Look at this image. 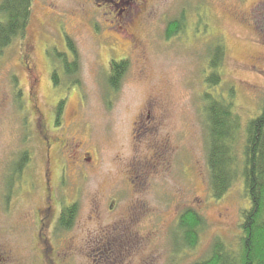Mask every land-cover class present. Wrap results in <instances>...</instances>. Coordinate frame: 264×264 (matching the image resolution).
I'll list each match as a JSON object with an SVG mask.
<instances>
[{"label": "rangeland", "instance_id": "1", "mask_svg": "<svg viewBox=\"0 0 264 264\" xmlns=\"http://www.w3.org/2000/svg\"><path fill=\"white\" fill-rule=\"evenodd\" d=\"M217 40L218 90L233 89L245 125L264 106V0H33L25 35L0 58V264H42L40 219L72 203L71 229L52 241L45 225L55 264H191L217 237L236 247L250 200L241 179L216 199L207 160L203 94ZM52 46L76 59L75 74ZM124 59L112 87L113 61ZM45 137L60 140L48 148ZM27 149L10 193L9 169ZM188 207L207 226L176 254L173 230Z\"/></svg>", "mask_w": 264, "mask_h": 264}, {"label": "trees", "instance_id": "2", "mask_svg": "<svg viewBox=\"0 0 264 264\" xmlns=\"http://www.w3.org/2000/svg\"><path fill=\"white\" fill-rule=\"evenodd\" d=\"M32 2L33 0L1 1L0 58L8 47L12 46L15 39L25 35L31 18ZM183 19L184 15L182 19L169 23L168 29L172 36L178 35L185 28ZM173 25L176 26L174 32L171 31ZM171 34H166L167 39L172 38ZM66 41L71 48L70 38L66 37ZM52 47L48 53L50 57L61 62L68 75L75 74L76 59L71 61L67 50L57 46ZM225 54V46L221 40L209 46L208 69L210 72L205 77L208 89L204 91L203 100L208 131L207 160L210 168V186L213 196L219 199L241 179L244 182L245 194L250 200V206L243 210L240 242L235 245V248L224 239L217 237L209 253L191 264H264V106L258 115L250 118L244 125L241 115L234 110L233 89L228 93L229 97L218 90L223 78L222 65ZM113 63L115 74L110 83L112 87H116L119 84V74L124 71L127 61L122 60L119 63L113 61ZM59 71L57 68L53 69L52 76L56 80H58ZM17 82L15 85L18 98L15 100L19 108L22 106L23 91ZM64 102L63 100V104ZM61 108L62 103L58 109L61 110ZM59 114L58 111L57 116L55 115L56 122H58ZM30 156L31 152L27 149L19 158H16L14 167L9 169L8 190H12L15 181L20 180L14 177L13 173L25 170L29 165ZM9 197L11 195H8V199ZM76 213L75 203L65 205L56 226L63 230L71 229L75 223ZM206 226V218L200 212L193 207L185 208L179 215L173 230L175 253L186 248H194ZM173 257L176 258V255Z\"/></svg>", "mask_w": 264, "mask_h": 264}, {"label": "flooded vegetation", "instance_id": "3", "mask_svg": "<svg viewBox=\"0 0 264 264\" xmlns=\"http://www.w3.org/2000/svg\"><path fill=\"white\" fill-rule=\"evenodd\" d=\"M54 140L55 141H58L60 139L54 137V139L51 140V141H54ZM45 141L48 143V148H49L52 145L51 141H49L47 137H45ZM64 146H66L71 151H73V150L75 151L76 150V148L74 146H71V143H68V144L66 143V145H64ZM49 189H50V187H49ZM62 211H63V209L60 211V215L62 214ZM46 214H48L49 216L46 215L45 217H43V218L40 219V223H42L41 226H42V229L43 230L40 231L39 236H40L42 242L45 244V248L44 249H41V253L43 255V257H42V260H43L42 262L43 263L42 264H55V263H53L54 262V259L50 256L51 249L53 247L52 243L50 242V237L51 236H49V234H48V231H47L48 228L45 229V227H46L45 225H49V223L51 221L50 225L52 224V229H50L49 232H53V238H54V240L51 239L52 241H55V238H56V236L54 237V235H55L54 233H59V232L61 233L62 231H65V230H63V228L56 227L57 221H58L60 215H59L58 218H56V219L54 218L55 220L54 219L51 220V214H52V212H51V209L50 208H47ZM59 235H61V234H59ZM33 251H35V249ZM40 259H41V256L38 257V261ZM35 262H37V261H35ZM38 264H40V262H38Z\"/></svg>", "mask_w": 264, "mask_h": 264}]
</instances>
